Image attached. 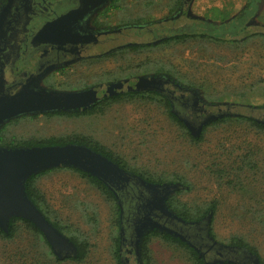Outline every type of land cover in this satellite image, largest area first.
Instances as JSON below:
<instances>
[{
  "label": "rangeland",
  "instance_id": "rangeland-1",
  "mask_svg": "<svg viewBox=\"0 0 264 264\" xmlns=\"http://www.w3.org/2000/svg\"><path fill=\"white\" fill-rule=\"evenodd\" d=\"M176 1L122 0L121 17L137 18L146 27L125 29L119 40L91 48L92 53L118 46L121 52L105 60L76 62L61 72L58 88L73 91L106 83L109 92L130 86L134 77L171 76L168 79L175 80L178 87L199 96L206 109L203 118L218 115V104L231 114L225 121L210 123L201 140L192 141L159 103L142 97L114 102L101 113L81 116L21 115L6 122L1 135L4 142L87 135L133 169L167 177L181 175L187 185L177 199L197 209L216 203L213 238L227 244L232 236H240L255 246L264 261V128L245 118L264 123V0H253L240 17L246 0H192L187 17L163 21L174 14ZM180 32L221 34L226 41L193 37L153 42ZM145 42L153 43L138 49L128 47ZM41 79L35 78L30 85L44 87ZM175 108L183 118H191L190 109L181 111L177 104ZM201 122L202 118L193 125ZM67 168L41 175L36 186L63 222L88 239L86 259L56 262L40 237L22 228L11 239L0 237V264H117L112 248L113 222L119 218L115 203ZM147 245L150 264H196L184 247L160 236H151ZM206 257L212 264L221 254L212 250ZM137 259L129 256L127 264H142Z\"/></svg>",
  "mask_w": 264,
  "mask_h": 264
},
{
  "label": "flooded vegetation",
  "instance_id": "flooded-vegetation-1",
  "mask_svg": "<svg viewBox=\"0 0 264 264\" xmlns=\"http://www.w3.org/2000/svg\"><path fill=\"white\" fill-rule=\"evenodd\" d=\"M104 2H107L109 6L105 8ZM191 3L192 0H177L172 10V12L175 10L174 14L163 17V21L187 17ZM121 7L122 0H0V100L27 89L35 78H42L41 80L44 78V87H37L38 89L58 91L57 78L61 77V72L69 66L78 61L105 60L116 56L121 52L118 46L109 47L100 52L91 53L89 50L119 40L125 29H139L147 25L145 22H137V18L123 19L119 14ZM158 22L162 21L158 20ZM192 33L196 34V32ZM180 34L186 33L180 32L172 36ZM172 36L159 38L153 42L164 41ZM153 42L130 43L133 45L128 47L150 45ZM168 77L166 76L165 79ZM131 79L130 86L136 87L134 83L137 82V78ZM172 81L175 82V80ZM175 83L163 84L160 87L162 91L157 93L166 97L170 101L173 112L188 124L193 125L201 118L204 120L205 104L199 96L195 91H189L181 85L178 87ZM100 86L99 99L136 91L126 90L128 86H125L120 91L108 92L106 83L93 87ZM175 104L181 108V111L188 112L190 109L191 118H183L176 110ZM216 106H218L217 113L226 112L219 104ZM0 147L10 148L9 145H0ZM140 191L139 186L130 183L117 194L121 201L118 199L116 201L119 208V238L120 226L123 227V242L122 245L119 243L118 248L121 264H127L129 256L137 259L134 248L136 238L130 222L137 213ZM198 230L188 229L184 235L194 242L197 252L206 263L209 262L206 256L211 254L208 251L215 249L210 247L211 240L206 238L211 236L210 233L208 235L205 230L202 234ZM204 238L206 241L203 240Z\"/></svg>",
  "mask_w": 264,
  "mask_h": 264
},
{
  "label": "water",
  "instance_id": "water-1",
  "mask_svg": "<svg viewBox=\"0 0 264 264\" xmlns=\"http://www.w3.org/2000/svg\"><path fill=\"white\" fill-rule=\"evenodd\" d=\"M136 81L139 87L128 86L126 90L161 92L160 87L163 84L173 82L160 76L138 78ZM100 88L101 86L73 91H48L30 85L27 89L0 100V128L10 119L25 114L84 110L99 100ZM221 115H208L198 125L186 123L189 126L191 124L194 130L193 135L199 136L202 125ZM62 166L78 168L97 177L113 191L118 201L120 199L117 194L130 183L141 188L137 213L130 222L136 238L134 248L138 259L141 237L148 230L156 229L178 237L194 249H196L194 244L189 241L190 239L188 240V236L184 235L185 231L196 228L206 230L209 235L210 215L199 221L189 222L178 217L167 207L165 199L181 187L179 183L148 182L136 174L125 171L118 164L85 145L72 143L33 147H0V229L6 232L8 221L13 216L30 220L40 230L58 258L76 256L77 249L74 243L52 226L27 197L24 189L26 179L32 174ZM122 234L123 227L120 226V245L123 242ZM206 238L211 240L210 247L221 253V257L212 264L224 261L235 264H260L257 257L239 247L218 242L211 236H206ZM208 252L210 253L211 250ZM206 264L210 263L206 262Z\"/></svg>",
  "mask_w": 264,
  "mask_h": 264
},
{
  "label": "trees",
  "instance_id": "trees-1",
  "mask_svg": "<svg viewBox=\"0 0 264 264\" xmlns=\"http://www.w3.org/2000/svg\"><path fill=\"white\" fill-rule=\"evenodd\" d=\"M253 0H246V3L244 5V9L241 13H239L240 17L245 11H248L252 5ZM205 38L215 41H226L221 34H218L217 36H213L210 34H194V33H186V34H180L177 36H172L169 38L170 40H183L188 38ZM143 47H149V45H138V46H132L130 49H138ZM171 77V76H170ZM159 95L157 92L152 91H133V92H124L123 94H117L109 97H104L102 99H99L94 104H92L89 108H86L84 110H73V111H53L48 112L46 115H58V116H65V117H73V116H81V115H87L92 113H101L104 111V109L111 103L119 102V101H126L129 99H132L134 97H142L147 98L149 100H154L155 102L159 103L161 107H163L164 111L166 112V115L169 117V119L177 124L180 128H182L186 134L190 137L192 141H199L202 138V134L205 130V128L210 124L214 122H221L225 121L231 114L230 112H223L219 113L222 114L221 117L218 116L217 118L212 119L211 121L205 123L202 125L201 131L199 136L193 135V128L192 126L188 125L182 118L177 116L170 105V101L166 97L157 98ZM243 117V116H239ZM252 125L258 128H264V123L261 121H258L256 119L245 117ZM0 130V145H9L10 148L15 147H33V146H50V145H66V144H79V145H85L86 147L92 149L93 151L105 156L112 162L119 165V167L123 168L125 171L131 172L132 174H136L143 178L144 180L152 183H179L181 187L171 193L167 198L165 199V203L167 207L173 211L178 217H181L185 221L193 222V221H199L203 217H206L207 215H210V227H209V233L213 237L212 229H211V223H212V216L215 213L216 209V203L210 202L206 206H202L201 209H197L195 207H190L186 203L182 202L181 200L176 198V195L181 192V190L187 185V182H185L184 178L181 175L175 174L172 177H167L163 175H152V174H146L143 171L133 169L125 159H123L120 155L115 154L112 150L107 148L106 146L102 145L99 141L95 140L91 136L82 135V134H71V135H61V136H55V137H45L40 139H24V140H10L9 142H4L3 136L1 135ZM60 168H67L65 166L52 168L48 170L40 171L36 174H32L29 176L25 183H24V189L26 192L27 197L32 201V203L35 205L36 208L40 210V212L44 215V217L52 224L53 227H55L61 234L66 236L70 241L74 243L77 249L76 256L64 258L63 260H71L74 262H83L87 254L89 252L90 243L88 239L79 231L78 228H72V226L68 225L67 223L63 222V220L58 215L57 211L50 206L48 203L45 195L41 190L36 186V179L40 177L41 175L50 172L52 170L60 169ZM71 170L77 172L81 177L85 178L88 182H90L92 185H94L102 194L103 196L108 200L115 203V213L119 214V208L116 204L117 198L113 191L106 186L101 180H99L97 177L84 172L82 170H79L78 168L74 167H68ZM67 168V169H68ZM91 220V218H90ZM115 225L114 228V235L112 237V248H113V256L116 258L117 264H121L119 260L118 255V248H119V218L116 217L114 222ZM22 228H26L30 232H32L35 235H38L40 239L45 243L48 249V256L53 258L56 262H61L62 259L58 258L51 250L50 245L45 240L44 236L40 232V230L30 221L19 217H11L8 221V228L7 231H3L0 229V237L3 239H11L13 238ZM151 236H160L161 238L175 243L181 247H184L191 257V259L196 264H206L204 259L199 255L196 249H194L192 246H190L187 242L179 239L178 237H175L173 235L167 234L162 231H158L156 229L148 230L143 234L141 237L140 243H139V260L142 262V264H150V254H149V248H148V242ZM227 245L239 247L241 249H244L251 255L257 257L260 264H264V261L262 260L258 250L250 244L248 241L243 239L240 236H232ZM219 264H235L230 262H222Z\"/></svg>",
  "mask_w": 264,
  "mask_h": 264
}]
</instances>
